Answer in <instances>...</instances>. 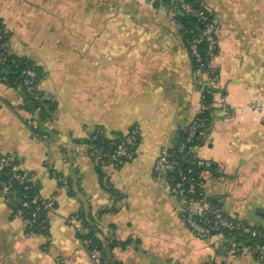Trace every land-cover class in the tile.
Segmentation results:
<instances>
[{"label": "crops", "instance_id": "1", "mask_svg": "<svg viewBox=\"0 0 264 264\" xmlns=\"http://www.w3.org/2000/svg\"><path fill=\"white\" fill-rule=\"evenodd\" d=\"M218 24L213 112L198 159L206 195L232 218L264 227V0H197ZM10 54L42 71L39 90L57 104L48 143L19 88L0 81V154L18 159L39 194L54 198L47 235L28 236L0 197V264H102L82 244L81 213L120 264H264L234 255L221 236L199 239L166 180L154 173L164 149L202 110L205 77L193 67L181 27L150 0H0ZM139 130L135 157L102 167L79 144L97 129ZM64 177L70 190L60 186Z\"/></svg>", "mask_w": 264, "mask_h": 264}, {"label": "built area", "instance_id": "2", "mask_svg": "<svg viewBox=\"0 0 264 264\" xmlns=\"http://www.w3.org/2000/svg\"><path fill=\"white\" fill-rule=\"evenodd\" d=\"M152 4H160L163 0H150ZM167 1L166 13L170 21L176 23L177 15L185 17L196 18L204 24V28L199 35L188 37L185 41L186 50L198 66V71L206 69L207 71L202 75L205 77L202 83L201 93L204 88H213L218 83L219 72L214 65V61L218 55L219 50V27L216 21L210 16V11L206 8H198L192 0H165ZM10 37L6 29H0V41L8 40ZM206 44V56L210 59L207 64L205 58L200 50L201 44ZM2 59V61L6 60ZM14 61V60H13ZM22 75L25 77V85L30 96L35 101H40L48 98L47 94L41 95L36 85V77L38 76L34 68H26L23 70ZM0 81L4 83L5 78L0 77ZM199 115V114H198ZM198 115L186 128L188 136L186 141L191 143L200 129V135L205 138L206 126L205 123L199 121ZM35 126V121L31 122ZM37 127V125H36ZM36 127H34L36 129ZM34 139L48 143V138L42 136L37 131H34ZM110 143L113 148L112 154H106L105 157L110 161L129 162L135 157V149L139 142V130L137 127L131 128L121 142L116 143L115 139ZM85 153L91 157L89 147H84ZM183 149V148H182ZM197 148L193 149L192 159L195 161L196 166L201 168H210L211 163L198 159L196 155ZM99 159V158H98ZM13 157L0 154V197L7 202H18V207L14 211L16 218L20 219L25 227L28 236H36L38 230L49 232V218L51 213L56 208V201L54 198L38 197V205L33 211L24 212L19 208L21 202L15 198V191L13 184L18 183L23 187L24 191H29L35 184L34 177L28 172L24 171L20 164L12 165ZM120 164V163H119ZM119 164L113 165L118 167ZM9 167V172L4 175L5 169ZM11 167V168H10ZM179 162L171 159L169 150L164 149L155 159L154 173L157 177L163 178L169 185V193L172 197L177 199L179 203L180 212L186 226L201 240L208 241L217 236H221L226 243L230 241L231 252L234 255L240 256L244 254H251L259 261L264 262V245H255L248 241L239 243L234 241L233 234L236 236L248 235L251 237H261L262 233L255 229L254 226L242 223L230 217L222 207H218L211 203V199L205 193V181L196 174L193 169H189L186 173L179 170ZM56 180L61 187L70 190L68 181L56 175ZM25 195H22V199ZM69 223L75 224L76 234L83 232V220L74 215L69 220ZM46 234V235H47ZM83 246L88 250L90 246L89 240H81ZM89 251V250H88ZM96 256L97 251L90 252ZM258 254V256H257ZM54 264H68L67 260L57 255L54 258Z\"/></svg>", "mask_w": 264, "mask_h": 264}, {"label": "trees", "instance_id": "3", "mask_svg": "<svg viewBox=\"0 0 264 264\" xmlns=\"http://www.w3.org/2000/svg\"><path fill=\"white\" fill-rule=\"evenodd\" d=\"M197 5L198 8H202L200 3H198L197 0H192ZM156 6H166L167 1L163 0V2H160V4H155ZM210 16L213 18L212 14L210 13ZM214 19V18H213ZM176 23L181 27V34L182 38L185 44V41L188 37L199 35L203 28L204 24L200 22L196 18H190L185 17L182 15H177ZM0 29H5V26L0 21ZM7 42L8 40L0 41V77H3L6 79L4 81L5 84L9 85L10 87L19 88L21 90V93L25 99V104L28 109H30L33 113L37 114V118L34 119L37 127L35 131L40 133L42 136L49 137L47 130L45 128V124L47 121L52 119L55 115V112L57 110V104L49 97L40 100L35 101L30 94L27 91V87L25 85V77L22 75V72L26 68H34L38 74L36 77V85L38 87V91L41 95L44 93L39 90V84L42 79V71L41 69L36 66V64L26 58L19 57L16 55H12L7 50ZM200 50L205 58L206 63L208 64L210 59L206 56V44H201ZM6 60L2 61V59ZM14 60V61H13ZM192 61L193 67L196 71H198V66L196 63ZM207 71L206 69L201 70V74L205 73ZM219 72V71H218ZM202 88V87H201ZM202 94V110L198 115L199 121H202L205 123L206 130L208 128L211 115L213 112L212 104H213V94L214 89L213 88H204ZM203 129H200L198 133L196 134L194 140L191 143H188L186 141V138L188 136V133L186 129L180 133V138L177 146L173 149L169 150V155L171 159H174L179 162V170L186 173L189 169H193L196 174L200 175L202 178V173L207 168L196 166L195 161H193V149L198 148L203 144L204 137L200 135V132ZM124 135L121 134H107L103 129H97L90 137L83 141H78L79 144H83L85 147H89L90 154L92 159L97 164V171L100 177V181L102 184H104V174L102 172V167L109 165L110 163H113L114 165L119 164L118 167L123 165L125 162L121 161H110L109 158L105 157L106 154L110 155L113 152V148L110 147V143L113 141L112 139H115L116 143H119L122 141ZM139 144V142H138ZM183 148V149H182ZM99 158V159H98ZM13 162L11 164H20L18 159L13 158ZM11 168V167H10ZM212 166L208 169H211ZM9 172V167H7L4 171V175ZM31 175V174H30ZM60 176V175H58ZM204 179V178H203ZM69 184V182H68ZM70 187V186H69ZM13 189L15 191V198L18 199L21 204L19 205V208L22 209L24 212H30L33 211L36 206L38 205L39 201L37 200L40 196L39 190L34 184V186L29 191H24L23 187L20 186L18 183L13 184ZM22 195H25V197L22 199ZM12 203V201L10 202ZM211 203L213 205H216L218 207H222L217 202H214L211 200ZM223 208V207H222ZM82 220H83V229L84 231L79 233L77 236L81 240H89L90 246H89V252L97 251L98 254L101 255L100 262L102 264H120L115 261H113L112 258L108 257L107 249L112 250L113 247L116 245V243H111L108 246L103 245V243L97 238L96 236V230L93 225L90 224V222L85 218V216L81 213H77ZM237 220V219H236ZM255 229L260 231L262 233V236L259 237H251L248 235L244 236H236V234H233L234 241L232 242H242V241H248L249 243L255 244V245H264V227H257L254 226ZM39 235H46L47 233L42 230H38ZM228 244H231L230 241H228ZM258 256V254H257ZM257 259V258H256ZM211 264V263H207Z\"/></svg>", "mask_w": 264, "mask_h": 264}, {"label": "water", "instance_id": "4", "mask_svg": "<svg viewBox=\"0 0 264 264\" xmlns=\"http://www.w3.org/2000/svg\"><path fill=\"white\" fill-rule=\"evenodd\" d=\"M178 142H179V141H177L176 144H178ZM18 204H19L18 202H14V203H12V207H13L14 209H17Z\"/></svg>", "mask_w": 264, "mask_h": 264}]
</instances>
